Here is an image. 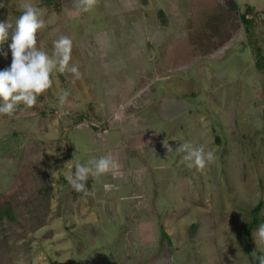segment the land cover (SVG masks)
<instances>
[{
    "label": "rangeland",
    "instance_id": "obj_1",
    "mask_svg": "<svg viewBox=\"0 0 264 264\" xmlns=\"http://www.w3.org/2000/svg\"><path fill=\"white\" fill-rule=\"evenodd\" d=\"M0 2V22L14 23L24 2L41 8L37 47L51 54L68 36L82 73L52 74L35 104L44 113L0 115V264H250L264 255L255 231L250 241L244 233L259 202L264 216V71L240 21L250 7L264 58V0H94L79 13L78 0ZM4 42L0 70L11 63ZM133 128L144 132L140 147L124 140ZM185 142L216 159L189 168L176 151ZM106 149L125 150L127 169L89 177L87 194H73L76 163Z\"/></svg>",
    "mask_w": 264,
    "mask_h": 264
},
{
    "label": "clouds",
    "instance_id": "obj_2",
    "mask_svg": "<svg viewBox=\"0 0 264 264\" xmlns=\"http://www.w3.org/2000/svg\"><path fill=\"white\" fill-rule=\"evenodd\" d=\"M94 0H78L77 13L87 12ZM2 6V2H0ZM22 11L13 22H0V43L10 37V66L0 70V115H12L22 105L31 108L37 103V98L52 85L51 76L55 72L70 73L73 80H79L82 73L77 64H70L72 40L61 35L53 41L51 54L37 47V33L45 27L43 10L30 2L20 5ZM69 93L61 90L57 93L58 102L65 103ZM165 146V144H164ZM168 151L172 150L168 144ZM186 153L183 157L189 168L203 170L214 162L216 154L206 150L204 145L193 146L185 142L176 149ZM118 168L111 156L92 158L86 163H76L68 183L77 193L87 194L86 182L89 177H100ZM255 242L264 243V223L253 233ZM258 264H264V255L258 257Z\"/></svg>",
    "mask_w": 264,
    "mask_h": 264
},
{
    "label": "trees",
    "instance_id": "obj_3",
    "mask_svg": "<svg viewBox=\"0 0 264 264\" xmlns=\"http://www.w3.org/2000/svg\"><path fill=\"white\" fill-rule=\"evenodd\" d=\"M248 14H252V9L250 7H247L244 13L240 14L241 25H242L246 40L248 41V44L250 46V49H251V52L254 58L255 68L259 72H263L264 71V58L260 55V48L258 47L257 43L252 40L253 27H252V22L246 19V16ZM2 20H3V16L0 14V21ZM4 44L5 42L0 43V54H2L3 56L6 55V50L3 49ZM27 109H29L30 112L44 113L43 110H41L36 105H34L31 108H25L21 105L13 115L17 116L21 111H24ZM86 187L87 188L89 187V182H86ZM76 193L77 192L73 190V194H76ZM79 194L81 195L82 193H79ZM262 206H263L262 202H259L255 207H253L250 210L248 214L249 221L245 225L244 233L249 241H250L252 233L256 231V229L258 228L260 224L264 223V216L261 215ZM160 237L161 239L170 243L169 236L166 234L163 228H160ZM257 256L258 257L261 256V253H258ZM250 264H258V259L257 260L250 259Z\"/></svg>",
    "mask_w": 264,
    "mask_h": 264
},
{
    "label": "crops",
    "instance_id": "obj_4",
    "mask_svg": "<svg viewBox=\"0 0 264 264\" xmlns=\"http://www.w3.org/2000/svg\"><path fill=\"white\" fill-rule=\"evenodd\" d=\"M110 116H112V114ZM132 118H133V116L130 117V120H132ZM119 119L120 118H118L117 120H119ZM143 134H144V132L136 131L133 128V130L129 134H127V137H126V135H124V140L126 141V143H130L133 138L137 137V138H135V140H133L134 144L132 143L130 146L131 147H140L144 142V139H141L142 136H140ZM103 152H105V153H102V154H107V156H111V158L117 163L118 168L121 169L120 171L123 172V170L127 169V165H125V163H126V161H125L126 151L125 150L123 153L121 151L116 152L113 150L111 151L109 149H106ZM116 175H114V177H116Z\"/></svg>",
    "mask_w": 264,
    "mask_h": 264
},
{
    "label": "flooded vegetation",
    "instance_id": "obj_5",
    "mask_svg": "<svg viewBox=\"0 0 264 264\" xmlns=\"http://www.w3.org/2000/svg\"><path fill=\"white\" fill-rule=\"evenodd\" d=\"M113 118L111 120V123L119 118V114H113Z\"/></svg>",
    "mask_w": 264,
    "mask_h": 264
},
{
    "label": "built area",
    "instance_id": "obj_6",
    "mask_svg": "<svg viewBox=\"0 0 264 264\" xmlns=\"http://www.w3.org/2000/svg\"><path fill=\"white\" fill-rule=\"evenodd\" d=\"M83 122L79 123L82 124ZM98 133V137H101V132H97ZM100 133V134H99Z\"/></svg>",
    "mask_w": 264,
    "mask_h": 264
}]
</instances>
